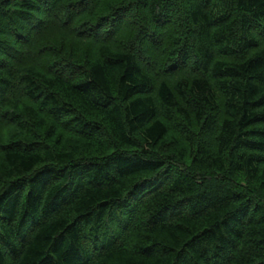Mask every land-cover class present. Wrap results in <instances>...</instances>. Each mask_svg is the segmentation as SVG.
Segmentation results:
<instances>
[{
  "label": "trees",
  "instance_id": "trees-1",
  "mask_svg": "<svg viewBox=\"0 0 264 264\" xmlns=\"http://www.w3.org/2000/svg\"><path fill=\"white\" fill-rule=\"evenodd\" d=\"M0 264H264V0H0Z\"/></svg>",
  "mask_w": 264,
  "mask_h": 264
}]
</instances>
